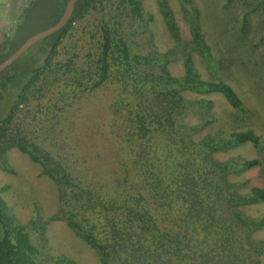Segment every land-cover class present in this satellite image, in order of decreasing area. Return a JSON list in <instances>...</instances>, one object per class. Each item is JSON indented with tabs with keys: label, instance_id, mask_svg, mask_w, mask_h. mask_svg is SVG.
<instances>
[{
	"label": "trees",
	"instance_id": "obj_1",
	"mask_svg": "<svg viewBox=\"0 0 264 264\" xmlns=\"http://www.w3.org/2000/svg\"><path fill=\"white\" fill-rule=\"evenodd\" d=\"M34 1L28 0L22 14ZM157 1L172 37L180 42L168 1ZM237 1L252 7L243 14L233 44L250 50L264 32L252 44L248 15L256 13L264 24V0ZM66 2L59 0L58 14L48 27L58 21ZM184 16L190 23V49L212 65L199 11L193 7ZM78 22H84L88 47L66 53L70 50L63 42ZM23 23L20 18L6 36L0 62L33 35L23 31ZM147 29L142 0H77L62 28L38 40L0 72V168L13 172L6 151L17 148L55 183L59 203L50 218L43 220L36 209L26 224L20 223L0 187V264H70L65 255L42 256L47 225L55 219L65 220L94 249L101 264H263L264 239L255 233L264 230V214L251 217L245 207L264 201V185L245 178L236 181L232 175L257 165L264 168V157L220 160L215 155L247 142L260 152L259 136L247 129L197 138L214 121L209 118L211 101H192L184 93H220L239 121H248L253 113L226 80L202 79L189 52L183 54V74L176 76L168 70L172 50L136 51L135 38ZM60 48L66 51L64 57L59 56ZM99 88L110 90L109 107L119 116L106 129L117 136V151L124 155L116 165L114 186L102 184L99 171L90 174L97 178L95 183L86 167L76 166L75 172L39 139L47 132L56 142L57 132L63 130L56 127L65 113ZM32 105L35 112L29 116L26 111ZM189 107L203 112L196 124L185 120ZM78 131L76 127L72 132ZM56 145L62 147V142ZM244 187L249 189L243 193Z\"/></svg>",
	"mask_w": 264,
	"mask_h": 264
},
{
	"label": "rangeland",
	"instance_id": "obj_2",
	"mask_svg": "<svg viewBox=\"0 0 264 264\" xmlns=\"http://www.w3.org/2000/svg\"><path fill=\"white\" fill-rule=\"evenodd\" d=\"M173 12V17L178 25L180 42L176 41L164 21L163 15L157 0H142L145 12V20L148 24L146 33L139 34L135 38L134 49L146 54L150 50L169 52L172 60L168 64L171 74L179 76L183 74V54L190 53L194 67L202 79L226 80L230 83L241 97L243 103L253 116L248 121H239L233 113L230 105L218 92L199 94L192 91H185L187 99L211 101L209 118L214 121L207 124L196 134L202 138L207 134L225 136L233 131L252 129L259 136L262 150L258 152L251 143L239 145L226 152H217L218 159L224 160L230 156L255 159L264 157V38L257 43L264 32V24L258 20L256 13L248 15L247 27L252 37L254 48L239 49L233 44L234 32L239 27L241 18L245 12L251 10V5L238 2L237 0H191V4L181 0H167ZM251 2V0H249ZM28 0H26L27 4ZM59 0H35L27 7L25 14L20 12L24 20V32L35 34L44 30L58 14ZM195 7L199 11L200 25L207 44L210 47L212 65L204 61L199 51L190 49L192 41L190 23L185 19V11L190 13ZM84 22L75 24V29L66 37L63 44L70 52L59 49V56L66 53L80 52L83 47H88V32L83 29ZM150 36L151 42L147 41ZM37 49H33L36 51ZM27 54V53H26ZM218 61V63H217ZM243 62V64H241ZM225 67V68H224ZM81 104L74 105L73 110L65 113V119L59 126L56 135V142L48 133L40 134L41 141H47L44 146L60 154L61 158L70 163L77 172L76 166H83L89 170V178L94 183L95 171L101 174L100 182H116L117 163L119 158L124 159L123 154L117 151V136H111L107 132L109 124L119 121V116L110 109L112 94L110 90L99 88L94 94H87ZM81 107H80V105ZM34 105V104H33ZM28 109L27 115L31 116L33 109ZM188 116L185 118L189 124H196L200 121L201 110L198 107H189ZM39 119V116L38 118ZM250 121V122H249ZM78 127L79 133L74 129ZM42 128L48 129L47 126ZM62 147L57 146L58 141ZM56 145V146H55ZM8 166L13 172H6L0 168V187H3L1 196L8 204L12 215L20 222L27 223L35 210H38L40 218L47 219L58 212L59 203L57 198L58 189L55 183L42 173V166L30 159V157L13 147L6 151ZM116 167V168H114ZM93 174V176L91 175ZM249 179L254 185H264V168L257 165L249 170L241 172L240 175H232L233 180ZM244 187L241 192L248 191ZM246 213L251 217L264 214V201L250 204L245 207ZM47 245L42 256L65 255L72 262L70 264H101L94 249L81 239L65 220H51L47 225ZM258 238L264 239V230L255 233ZM264 264V255L262 256ZM46 264H63L48 261Z\"/></svg>",
	"mask_w": 264,
	"mask_h": 264
},
{
	"label": "water",
	"instance_id": "obj_3",
	"mask_svg": "<svg viewBox=\"0 0 264 264\" xmlns=\"http://www.w3.org/2000/svg\"><path fill=\"white\" fill-rule=\"evenodd\" d=\"M77 0H67L63 13L56 23L29 36L12 54L0 62V72L16 61L31 45L62 28L70 18ZM1 112V110H0Z\"/></svg>",
	"mask_w": 264,
	"mask_h": 264
},
{
	"label": "crops",
	"instance_id": "obj_4",
	"mask_svg": "<svg viewBox=\"0 0 264 264\" xmlns=\"http://www.w3.org/2000/svg\"><path fill=\"white\" fill-rule=\"evenodd\" d=\"M26 0H0V47L4 46L5 38L12 31Z\"/></svg>",
	"mask_w": 264,
	"mask_h": 264
}]
</instances>
